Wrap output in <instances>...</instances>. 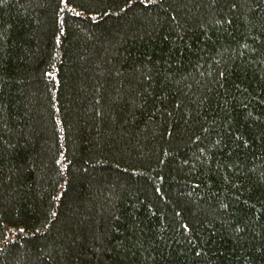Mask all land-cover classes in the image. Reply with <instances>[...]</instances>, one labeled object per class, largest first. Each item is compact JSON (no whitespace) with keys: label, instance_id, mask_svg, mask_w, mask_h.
I'll list each match as a JSON object with an SVG mask.
<instances>
[{"label":"trees","instance_id":"trees-1","mask_svg":"<svg viewBox=\"0 0 264 264\" xmlns=\"http://www.w3.org/2000/svg\"><path fill=\"white\" fill-rule=\"evenodd\" d=\"M0 264H264V0H0Z\"/></svg>","mask_w":264,"mask_h":264}]
</instances>
